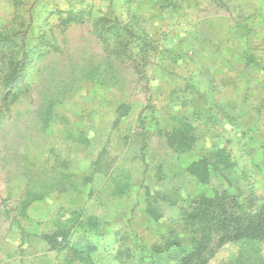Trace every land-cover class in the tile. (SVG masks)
I'll return each mask as SVG.
<instances>
[{"label":"rangeland","instance_id":"1","mask_svg":"<svg viewBox=\"0 0 264 264\" xmlns=\"http://www.w3.org/2000/svg\"><path fill=\"white\" fill-rule=\"evenodd\" d=\"M0 264H264V0H0Z\"/></svg>","mask_w":264,"mask_h":264},{"label":"trees","instance_id":"2","mask_svg":"<svg viewBox=\"0 0 264 264\" xmlns=\"http://www.w3.org/2000/svg\"><path fill=\"white\" fill-rule=\"evenodd\" d=\"M14 77L13 75L11 74L8 78V83H14ZM60 100H55V101H52L51 102V105L49 106V109H51V107H54L57 103H59ZM183 133V132H182ZM175 134H169L168 135V138H169V141L170 143H173V144H177L181 147H190L193 143V137L192 135L190 134H178V136H175V137H178L176 140H174L173 142V136ZM190 170H191V173H193L194 175H196L202 182H205L207 183L208 180H209V173H208V170H207V161L206 160H202V161H198L196 163H193L191 166H190ZM215 201V200H214ZM150 212L154 213V211L152 209H150Z\"/></svg>","mask_w":264,"mask_h":264},{"label":"crops","instance_id":"3","mask_svg":"<svg viewBox=\"0 0 264 264\" xmlns=\"http://www.w3.org/2000/svg\"><path fill=\"white\" fill-rule=\"evenodd\" d=\"M41 207H42V205H41ZM43 207H44V204H43Z\"/></svg>","mask_w":264,"mask_h":264}]
</instances>
